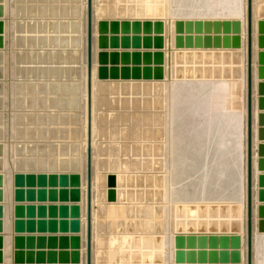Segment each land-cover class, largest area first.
Wrapping results in <instances>:
<instances>
[{
  "label": "rangeland",
  "instance_id": "rangeland-1",
  "mask_svg": "<svg viewBox=\"0 0 264 264\" xmlns=\"http://www.w3.org/2000/svg\"><path fill=\"white\" fill-rule=\"evenodd\" d=\"M0 264H264V0H0Z\"/></svg>",
  "mask_w": 264,
  "mask_h": 264
}]
</instances>
